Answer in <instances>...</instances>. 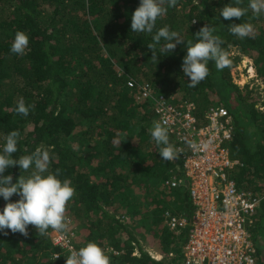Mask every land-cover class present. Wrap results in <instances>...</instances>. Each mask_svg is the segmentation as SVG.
Wrapping results in <instances>:
<instances>
[{
    "label": "trees",
    "instance_id": "obj_1",
    "mask_svg": "<svg viewBox=\"0 0 264 264\" xmlns=\"http://www.w3.org/2000/svg\"><path fill=\"white\" fill-rule=\"evenodd\" d=\"M229 2L176 0L149 34L131 32L139 0H0V145L17 130L16 156L37 147L49 152V170L58 169L59 178L70 180L75 190L65 213L77 221L75 240L82 231L81 247L96 242L110 264H179L190 224L171 230L166 214L190 222L194 210L187 186L169 183L173 175L183 179L182 157L160 159L150 135L152 105L137 102L128 77L151 82L166 96L178 94L177 101L194 102L198 116L216 104L226 107L235 125L231 152L241 162L232 178L264 195V90L263 96L252 94L233 78L244 55L264 81V13L249 9L240 20L219 18ZM247 4L243 0L241 6ZM230 23H249L253 32L241 39L228 31ZM205 25L214 28L230 63L221 70L210 61L208 76L191 88L181 69L184 45L156 63L147 44L160 27L189 41ZM17 31L29 37L23 56L10 51ZM20 99L32 106L27 116L16 112ZM169 141L175 147L170 133ZM5 174L15 182L22 173L12 167ZM5 203L0 199V209ZM136 229L150 234L148 244L164 256L161 260L143 247ZM51 230L39 235L29 225L28 236L0 233V264H67L70 253L52 245ZM249 230L264 264V198Z\"/></svg>",
    "mask_w": 264,
    "mask_h": 264
},
{
    "label": "built area",
    "instance_id": "obj_2",
    "mask_svg": "<svg viewBox=\"0 0 264 264\" xmlns=\"http://www.w3.org/2000/svg\"><path fill=\"white\" fill-rule=\"evenodd\" d=\"M247 68L250 73L245 72ZM253 71L257 74L252 61L244 59L234 69V82L245 83L263 96L264 85L256 90V84L250 81L255 78ZM256 82L259 83L258 76ZM126 85L136 91L138 103L152 105L155 123L168 129L182 157L183 179L173 175L169 183L172 187L183 183L187 186L194 206L193 215L189 222L186 217L166 214L171 230L179 231L190 224L188 239L183 245V260L179 264H262L249 227L264 195L238 186L232 178L233 170L241 162L231 152L235 125L229 110L216 104L203 116H198L194 102L177 101L173 96L156 92L151 82L128 77ZM75 237L71 227H67L66 233L54 230L50 233L52 245L68 253L69 249L81 247ZM151 254L158 260L164 257L156 252ZM53 257L58 258L59 252Z\"/></svg>",
    "mask_w": 264,
    "mask_h": 264
},
{
    "label": "clouds",
    "instance_id": "obj_3",
    "mask_svg": "<svg viewBox=\"0 0 264 264\" xmlns=\"http://www.w3.org/2000/svg\"><path fill=\"white\" fill-rule=\"evenodd\" d=\"M242 3L243 0H230L220 8L219 18L227 21H232L233 18L240 20L249 9L256 15L264 13V0H248L247 7H242ZM175 5L176 0H139V6L131 14V32L153 33L158 18L163 17L168 8ZM227 29L241 39L249 37L253 32L249 23H230ZM214 31L212 26L205 25L194 34L195 40L185 41L177 31L164 26L155 31L152 42L147 46L151 50V58L157 63L162 56L172 53L178 44H183L186 54L182 58L181 69L184 77L188 78V87L195 88L208 76L210 61L221 70L230 63L222 49V42ZM28 46V35L17 31L10 51L23 56ZM31 107L20 99L16 112L27 116ZM150 135L159 147L160 159L169 162L179 158V151L169 141L168 129L161 123H154ZM19 139L20 132L13 130L0 145V199L6 201L0 209V233L6 235L7 230H10L13 234L28 236L29 225L33 226L39 235H45L50 228L66 233V205L75 192L71 181L61 180L58 169L55 172L49 170L52 158L46 150L37 147L27 155L16 156ZM12 167H19L22 173L15 182L11 174H5ZM13 195H17L19 199L13 201ZM69 252L67 264H110V257L94 241L79 249H69Z\"/></svg>",
    "mask_w": 264,
    "mask_h": 264
},
{
    "label": "rangeland",
    "instance_id": "obj_4",
    "mask_svg": "<svg viewBox=\"0 0 264 264\" xmlns=\"http://www.w3.org/2000/svg\"><path fill=\"white\" fill-rule=\"evenodd\" d=\"M238 54L236 51H235V49H234V51L232 52V54ZM240 55H242V54H240ZM244 59H249L250 61H252V63L254 64V62H253V60L251 59V58H249V57H247V56H244V55H242V60H241V62L239 63V65H241L242 64V61L244 60ZM239 65H237V66H239ZM255 66V68H256V65H254ZM243 68V67H242ZM250 69L249 68H247L246 70H245V72H247V73H250ZM253 74H254V76H255V78H254V80L253 79H251L250 81L251 82H253V84L255 83L256 84V90L258 89V88H260V86H261V84H263L264 85V81L263 80H261L260 78H259V83H260V85H259V83H257L256 82V76H257V74L255 73V71H253ZM234 75V74H233ZM262 87V86H261ZM249 90H251V92H252V94H260V91L258 90L257 92L256 91H254V88L253 89H249ZM174 98H179V95L178 94H173L172 95ZM70 220H71V223H68V226L67 227H71V228H75L76 226H77V221H76V219L74 218V217H68ZM53 232V230H51L50 231V233H52ZM75 232V231H74ZM141 231L139 230V229H136V233H137V236H138V238L140 239V242H141V244L143 245V247L145 248V249H147V250H150L149 252L150 253H158V254H160L159 252H157V251H155L154 249H153V247L152 246H150L149 244H148V241H151V236H150V234L149 233H146V234H141L140 233ZM75 234H76V232H75ZM84 235H83V232L82 231H80V238L76 241L77 242V244L79 245V246H81L82 244H83V242L85 241V239H84V237H83ZM123 238H126V236L124 235L123 236ZM109 249H112V248H109Z\"/></svg>",
    "mask_w": 264,
    "mask_h": 264
}]
</instances>
